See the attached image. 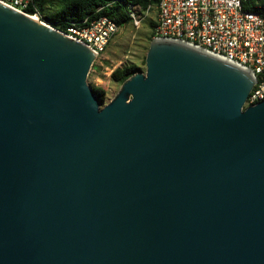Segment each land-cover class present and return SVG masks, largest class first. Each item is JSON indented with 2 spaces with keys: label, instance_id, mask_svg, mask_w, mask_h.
<instances>
[{
  "label": "water",
  "instance_id": "obj_1",
  "mask_svg": "<svg viewBox=\"0 0 264 264\" xmlns=\"http://www.w3.org/2000/svg\"><path fill=\"white\" fill-rule=\"evenodd\" d=\"M94 60L0 4V264H264L252 76L152 40L101 106Z\"/></svg>",
  "mask_w": 264,
  "mask_h": 264
},
{
  "label": "built area",
  "instance_id": "obj_2",
  "mask_svg": "<svg viewBox=\"0 0 264 264\" xmlns=\"http://www.w3.org/2000/svg\"><path fill=\"white\" fill-rule=\"evenodd\" d=\"M242 2L160 0L152 39L189 45L248 72L253 79L245 102L248 107L264 100V14L244 10ZM0 4L52 27L41 19L37 10L29 13L33 0H0ZM150 11V7L142 10L130 5V24L138 28ZM118 29L114 20L101 16L90 21L70 22L64 31L56 30L86 46L96 59L104 53Z\"/></svg>",
  "mask_w": 264,
  "mask_h": 264
},
{
  "label": "trees",
  "instance_id": "obj_3",
  "mask_svg": "<svg viewBox=\"0 0 264 264\" xmlns=\"http://www.w3.org/2000/svg\"><path fill=\"white\" fill-rule=\"evenodd\" d=\"M160 0H33L32 9L29 13L37 10L42 20L58 30H65L70 22L90 21L101 16L108 17L116 22L118 27H125L130 24L129 6H139L142 10L156 8ZM55 2V3H54ZM243 9L264 14V0H243ZM47 7L51 12H47ZM34 9V10H33ZM157 18V16L155 15ZM156 19L149 22L152 30ZM145 66V60L143 61ZM143 72L136 64H130L123 68L115 69L110 79L121 85L129 77L136 73ZM101 106L105 104L106 92L104 89L92 87Z\"/></svg>",
  "mask_w": 264,
  "mask_h": 264
},
{
  "label": "rangeland",
  "instance_id": "obj_4",
  "mask_svg": "<svg viewBox=\"0 0 264 264\" xmlns=\"http://www.w3.org/2000/svg\"><path fill=\"white\" fill-rule=\"evenodd\" d=\"M51 11L47 7V12ZM155 15L157 16V10L153 7L146 20L138 28H134L131 24L119 27L104 53L90 66L86 83L90 88L100 87L105 90V104L109 103L120 89V85L110 79L115 69L136 64L143 72L145 71L143 61L153 40L148 24L156 19Z\"/></svg>",
  "mask_w": 264,
  "mask_h": 264
},
{
  "label": "bare ground",
  "instance_id": "obj_5",
  "mask_svg": "<svg viewBox=\"0 0 264 264\" xmlns=\"http://www.w3.org/2000/svg\"><path fill=\"white\" fill-rule=\"evenodd\" d=\"M31 19H33V20H35V21H38L39 22V19L38 18H36V17H30ZM188 46V45H187ZM189 47H191V46H189ZM193 49H196V48H194V47H192ZM196 50H198V49H196ZM201 51V50H200ZM204 52V51H203Z\"/></svg>",
  "mask_w": 264,
  "mask_h": 264
}]
</instances>
